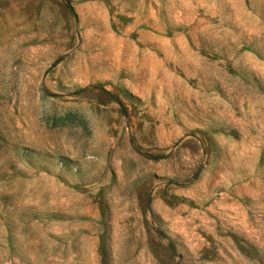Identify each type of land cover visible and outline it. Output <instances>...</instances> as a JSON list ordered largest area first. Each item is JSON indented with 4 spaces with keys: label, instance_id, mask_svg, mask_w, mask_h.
Masks as SVG:
<instances>
[{
    "label": "rangeland",
    "instance_id": "1",
    "mask_svg": "<svg viewBox=\"0 0 264 264\" xmlns=\"http://www.w3.org/2000/svg\"><path fill=\"white\" fill-rule=\"evenodd\" d=\"M0 264H264V0H0Z\"/></svg>",
    "mask_w": 264,
    "mask_h": 264
}]
</instances>
